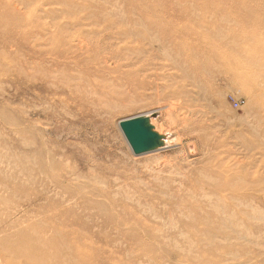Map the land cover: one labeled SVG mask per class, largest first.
Wrapping results in <instances>:
<instances>
[{
  "label": "rangeland",
  "instance_id": "1",
  "mask_svg": "<svg viewBox=\"0 0 264 264\" xmlns=\"http://www.w3.org/2000/svg\"><path fill=\"white\" fill-rule=\"evenodd\" d=\"M0 264H264V0H0Z\"/></svg>",
  "mask_w": 264,
  "mask_h": 264
},
{
  "label": "water",
  "instance_id": "2",
  "mask_svg": "<svg viewBox=\"0 0 264 264\" xmlns=\"http://www.w3.org/2000/svg\"><path fill=\"white\" fill-rule=\"evenodd\" d=\"M153 115L122 120L118 127L134 156L163 150L168 147V137L158 131Z\"/></svg>",
  "mask_w": 264,
  "mask_h": 264
},
{
  "label": "bare ground",
  "instance_id": "3",
  "mask_svg": "<svg viewBox=\"0 0 264 264\" xmlns=\"http://www.w3.org/2000/svg\"><path fill=\"white\" fill-rule=\"evenodd\" d=\"M84 40V39H83ZM83 42H85V41H83ZM83 45L85 44V43H82ZM87 44V43H86ZM82 45V46H83ZM81 48V47H80ZM86 48V47H85ZM82 49V48H81ZM78 56V55H77ZM210 56V55H209ZM75 57V56H74ZM170 62H171V65H172V67L174 68V69H177V70H179V71H182V72H184L183 70V65H181L180 64V62H179V60L178 59H176V58H170ZM96 69V68H95ZM86 73V72H85ZM185 74V76H187V74L186 73H184ZM91 81V80H90ZM122 87H124L123 85H120V88H122ZM87 88L89 89V91H90V93H91V95H92V98L94 99L95 98V100H100V101H103V99H111V97H110V95H108V93L107 94H104V95H101V96H103V97H99V94H98V90L96 91V89H95V87H93L92 85H90V84H87ZM181 89H183V87H181ZM127 90V89H126ZM126 90H124V93L125 92H127ZM131 90V89H130ZM174 94H175V96H181L182 94H184L183 92H179V93H175V92H173ZM121 94V93H120ZM97 98H96V97ZM110 97V98H109ZM95 104V103H94ZM100 111V110H99ZM101 112V111H100ZM103 112V111H102ZM109 112V111H108ZM108 112H106V113H108ZM93 114H94V116L93 117H97L98 116V114H99V112L97 111V112H93ZM144 115H148V114H144ZM144 115H139V116H144ZM99 116H100V114H99ZM137 117V116H136ZM86 118V117H85ZM89 119H91V118H89L88 117V120ZM92 121V120H91ZM119 128V127H118ZM120 130V129H119ZM121 132V131H120ZM254 134H255V132H253L252 133V135L254 136ZM169 143V142H168ZM229 157V154L228 153H224V155H223V157H221V158H219V159H217V160H214L215 162H214V164H213V166L216 168V170H214V172H216L217 174H220V175H223V176H226L227 178H228V175H229V168H228V163H229V161H230V159L228 158ZM94 158V157H93ZM228 158V159H227ZM226 160V162H224ZM217 167L219 168L218 170H217ZM155 189H157L156 188V186H147V193L149 192V191H154ZM179 196V194H174V195H171V197H172V199L173 198H177Z\"/></svg>",
  "mask_w": 264,
  "mask_h": 264
}]
</instances>
